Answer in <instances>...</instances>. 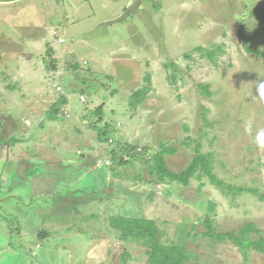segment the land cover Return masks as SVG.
<instances>
[{"label":"rangeland","instance_id":"obj_1","mask_svg":"<svg viewBox=\"0 0 264 264\" xmlns=\"http://www.w3.org/2000/svg\"><path fill=\"white\" fill-rule=\"evenodd\" d=\"M35 1L0 0V264H119L111 216L188 264H264V0ZM166 147L165 172L207 155L220 186L160 180Z\"/></svg>","mask_w":264,"mask_h":264},{"label":"trees","instance_id":"obj_2","mask_svg":"<svg viewBox=\"0 0 264 264\" xmlns=\"http://www.w3.org/2000/svg\"><path fill=\"white\" fill-rule=\"evenodd\" d=\"M146 81H149V77H146ZM146 90L147 89L144 88L143 91L139 90L135 92L138 103L145 96ZM61 101L65 103L64 99H61ZM161 152L162 153L159 155L161 160L156 161L154 167L156 175L160 180H168L182 186H187L192 177L200 179L202 175H206L217 187L220 186V183L216 181L211 173L209 157L197 153V148L195 151L197 154L182 173L165 172L163 169L162 154H173L175 149L166 147L163 148ZM115 159L116 158H114V160ZM210 209H212L211 204H209V210ZM108 223L111 229L118 233L119 239L127 246L119 255V264H129L132 259L129 245L134 243L140 244L144 250V264H188L189 259L184 253V246L176 242L168 244L163 243L162 233L154 220L111 216L109 217ZM252 232H257V230L253 225L248 224L242 228L238 236H247ZM252 244L255 250L264 254L263 239L260 238L257 242H253Z\"/></svg>","mask_w":264,"mask_h":264},{"label":"crops","instance_id":"obj_3","mask_svg":"<svg viewBox=\"0 0 264 264\" xmlns=\"http://www.w3.org/2000/svg\"><path fill=\"white\" fill-rule=\"evenodd\" d=\"M8 1H12V0H8ZM35 1V0H34ZM36 2V1H35ZM46 5H48L47 3H45ZM33 21H35L34 23V25H32L31 26V28L29 27L28 28V32H30V33H26L25 35H24V32H21V27L20 28H18L19 29V31H20V34H22V36L24 37L25 36V39H26V41H31V40H33V39H37L36 38V30H38L37 29V26H38V22L35 20V19H32ZM18 26V25H17ZM21 26V25H20ZM11 39V38H10ZM20 39H21V36H20ZM13 40V39H12ZM34 41H37V40H34ZM12 42H15L14 40L12 41ZM31 61V60H30ZM48 164L50 165V167L52 168L54 165L56 166V167H59V166H64L65 164L64 163H62V161H49L48 162ZM83 166V165H82ZM63 169H67V168H62L61 170H59V172H62L63 171ZM64 173L65 174H67V170H65L64 171ZM59 175H62V173L61 174H59Z\"/></svg>","mask_w":264,"mask_h":264},{"label":"clouds","instance_id":"obj_4","mask_svg":"<svg viewBox=\"0 0 264 264\" xmlns=\"http://www.w3.org/2000/svg\"><path fill=\"white\" fill-rule=\"evenodd\" d=\"M255 91L260 98H264V80L257 82ZM254 143L258 149L264 150V132L258 133L256 135Z\"/></svg>","mask_w":264,"mask_h":264},{"label":"built area","instance_id":"obj_5","mask_svg":"<svg viewBox=\"0 0 264 264\" xmlns=\"http://www.w3.org/2000/svg\"><path fill=\"white\" fill-rule=\"evenodd\" d=\"M57 90L59 91L60 89L58 88Z\"/></svg>","mask_w":264,"mask_h":264}]
</instances>
